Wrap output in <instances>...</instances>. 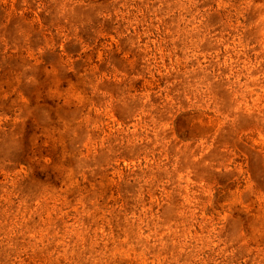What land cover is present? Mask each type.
I'll list each match as a JSON object with an SVG mask.
<instances>
[{
	"label": "rangeland",
	"instance_id": "374dc122",
	"mask_svg": "<svg viewBox=\"0 0 264 264\" xmlns=\"http://www.w3.org/2000/svg\"><path fill=\"white\" fill-rule=\"evenodd\" d=\"M0 264H264V0H0Z\"/></svg>",
	"mask_w": 264,
	"mask_h": 264
}]
</instances>
